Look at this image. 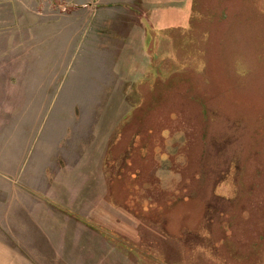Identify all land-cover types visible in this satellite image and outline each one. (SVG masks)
Segmentation results:
<instances>
[{"label": "rangeland", "instance_id": "1", "mask_svg": "<svg viewBox=\"0 0 264 264\" xmlns=\"http://www.w3.org/2000/svg\"><path fill=\"white\" fill-rule=\"evenodd\" d=\"M0 264H264V0H0Z\"/></svg>", "mask_w": 264, "mask_h": 264}, {"label": "crops", "instance_id": "2", "mask_svg": "<svg viewBox=\"0 0 264 264\" xmlns=\"http://www.w3.org/2000/svg\"><path fill=\"white\" fill-rule=\"evenodd\" d=\"M51 1H54V0H51ZM55 1H59V0H55ZM67 1H69V0H67ZM70 1H78V0H70Z\"/></svg>", "mask_w": 264, "mask_h": 264}]
</instances>
